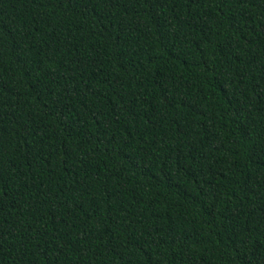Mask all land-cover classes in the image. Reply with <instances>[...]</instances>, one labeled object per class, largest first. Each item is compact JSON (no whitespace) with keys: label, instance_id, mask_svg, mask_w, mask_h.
<instances>
[{"label":"trees","instance_id":"obj_1","mask_svg":"<svg viewBox=\"0 0 264 264\" xmlns=\"http://www.w3.org/2000/svg\"><path fill=\"white\" fill-rule=\"evenodd\" d=\"M0 264H264V0H0Z\"/></svg>","mask_w":264,"mask_h":264}]
</instances>
